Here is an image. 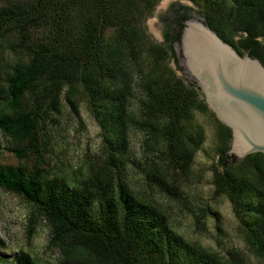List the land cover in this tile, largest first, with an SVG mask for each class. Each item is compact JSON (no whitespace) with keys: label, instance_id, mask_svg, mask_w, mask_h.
Returning a JSON list of instances; mask_svg holds the SVG:
<instances>
[{"label":"trees","instance_id":"obj_1","mask_svg":"<svg viewBox=\"0 0 264 264\" xmlns=\"http://www.w3.org/2000/svg\"><path fill=\"white\" fill-rule=\"evenodd\" d=\"M159 1L0 0V152L17 158L0 162V188L29 205V237L47 225L60 264L244 263L238 249L221 255L176 231L158 198L183 201L206 139L196 114L215 115L198 83L169 63L180 66L175 45L195 9L173 5L162 43L145 25ZM190 1L226 42L264 63V0ZM82 100L102 129V151L71 177L52 167L50 152L64 106L81 118ZM217 125L214 195L230 201L249 251L264 260V153L239 160L228 153L232 129ZM131 130L145 136L140 169L152 194L126 178ZM207 213L221 230L211 206L194 212L197 223ZM11 263L39 264L24 250Z\"/></svg>","mask_w":264,"mask_h":264},{"label":"rangeland","instance_id":"obj_2","mask_svg":"<svg viewBox=\"0 0 264 264\" xmlns=\"http://www.w3.org/2000/svg\"><path fill=\"white\" fill-rule=\"evenodd\" d=\"M176 3L194 7L192 16H199L196 13L198 7L190 0H160L145 22L146 29L154 40L165 43L166 18ZM6 56L4 64L6 60L12 59L10 54ZM169 63L182 76L173 58ZM182 77L188 83L193 81ZM80 114L81 118L74 114L69 105L64 106L59 116L60 125L53 132L57 145L50 152L52 167L71 177L80 168L85 171L89 162L97 163L101 158L102 129L90 113L85 100L80 104ZM216 117L210 111L196 114V121L204 126L206 139L196 155L193 174L184 180L183 201L161 196L158 198L171 225L187 239L197 241L211 251L226 256L230 250L238 249L244 255L243 264H264V260L249 251L244 232L235 217L230 201L224 196L214 195L212 166L217 161L220 149ZM130 133V147L126 154L128 158L126 178L135 189L152 194L153 191L140 169V164L149 154L144 145L145 136L137 130H131ZM0 162L17 164V158L12 152L2 149ZM207 206L219 211L221 230L217 228L215 217L209 213L203 218L204 225L197 223L194 212ZM29 214L30 207L21 197L0 188V240L3 239L6 243L0 246V254L6 260L0 264H13L11 260L21 250L29 252L39 264H60L59 251L49 248V228L45 223L39 224L37 233L29 237Z\"/></svg>","mask_w":264,"mask_h":264},{"label":"water","instance_id":"obj_3","mask_svg":"<svg viewBox=\"0 0 264 264\" xmlns=\"http://www.w3.org/2000/svg\"><path fill=\"white\" fill-rule=\"evenodd\" d=\"M175 47L182 76L198 83L209 109L232 129L228 153L239 160L264 153V63L241 54L199 16L184 22Z\"/></svg>","mask_w":264,"mask_h":264}]
</instances>
